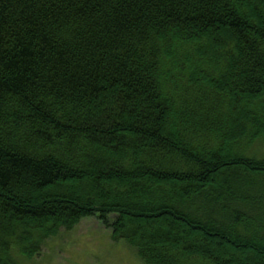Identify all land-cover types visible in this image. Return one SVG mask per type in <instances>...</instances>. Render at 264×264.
<instances>
[{
    "label": "trees",
    "instance_id": "obj_1",
    "mask_svg": "<svg viewBox=\"0 0 264 264\" xmlns=\"http://www.w3.org/2000/svg\"><path fill=\"white\" fill-rule=\"evenodd\" d=\"M264 0H0V264L96 217L143 264H264Z\"/></svg>",
    "mask_w": 264,
    "mask_h": 264
},
{
    "label": "rangeland",
    "instance_id": "obj_2",
    "mask_svg": "<svg viewBox=\"0 0 264 264\" xmlns=\"http://www.w3.org/2000/svg\"><path fill=\"white\" fill-rule=\"evenodd\" d=\"M249 156L264 159V141L255 143ZM19 264H143L123 241L115 242L97 218H85L71 231L48 240L38 256Z\"/></svg>",
    "mask_w": 264,
    "mask_h": 264
}]
</instances>
